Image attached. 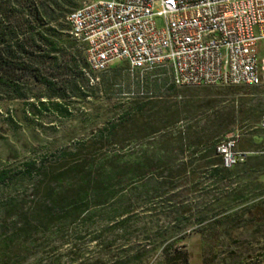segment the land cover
<instances>
[{
  "label": "trees",
  "instance_id": "trees-1",
  "mask_svg": "<svg viewBox=\"0 0 264 264\" xmlns=\"http://www.w3.org/2000/svg\"><path fill=\"white\" fill-rule=\"evenodd\" d=\"M78 6V0H0V121L9 127L20 126L16 104L24 121L41 124L47 116L70 118L74 102L91 100L100 92L99 74L88 70L84 45L70 35L67 17ZM133 84L136 92L130 95L127 85L129 95L120 99L111 117L97 125L91 116L88 137L24 164V174L35 173L37 179L25 197L31 196L28 207L26 200L0 205V259L17 240L65 227L121 202L162 207L173 211L177 223L188 222L180 216L188 210L181 209L195 204L192 196L200 188L222 190L264 162V154L246 155L264 149L257 128L264 116L261 86L201 87L193 93L157 77L148 85L155 94L147 97L140 95L141 81ZM231 134L245 157L225 169L217 148ZM8 173L0 169V184ZM242 218L252 243H264L262 199L203 225L202 235L214 245L209 249L217 257H236L245 250L237 243L225 244ZM192 224H183L184 233ZM169 248L157 262L188 264L185 251ZM147 257L144 250H135L107 264L140 263Z\"/></svg>",
  "mask_w": 264,
  "mask_h": 264
},
{
  "label": "rangeland",
  "instance_id": "rangeland-1",
  "mask_svg": "<svg viewBox=\"0 0 264 264\" xmlns=\"http://www.w3.org/2000/svg\"><path fill=\"white\" fill-rule=\"evenodd\" d=\"M95 76L100 80V92L91 100L74 102L70 107L72 116L68 119L58 120L47 116L41 119V124L26 122L22 119L21 107L16 104L15 117L20 126L11 128L0 121V169L9 172L8 178L0 184V205L15 200L24 204L22 201L26 200L24 207H28L31 196L27 199L25 197L31 195L30 187L37 176L35 173L24 174V164L37 162L44 154L49 155L67 147L71 140L88 137L91 132V116H94L92 119L97 125L111 117L120 99L136 92L132 86H135L133 81L138 79L144 90L155 94L148 86L152 78L167 77L170 83L171 77L169 71L130 73L125 62L113 63L104 74ZM98 79L94 80V84ZM127 85L131 86L129 94ZM180 88L193 93L202 90L201 87ZM215 88L230 87H212ZM260 89L264 91V87ZM245 91L243 89L241 92ZM257 128L263 138L260 123ZM230 138L236 140L238 150L242 151L237 137L231 134L226 139ZM262 152L248 151L246 155L257 156L264 154ZM262 199L264 162H259L255 170L242 173L222 190H215L211 185L203 186L192 196L195 204H189L185 209L180 207L182 212L188 210L185 216H180L193 223L185 233L183 224L188 222L184 220L181 224L177 223L173 211L154 206L144 208L139 202H121L117 204V208L102 207L65 227L53 226L48 231L35 233L25 241H15L9 250L3 251L5 256L0 259V264H107L135 250H144L148 257L140 263L131 264H160L157 259L166 247L185 251L188 264H203L204 260L211 264H263L264 243H252L249 238L251 231L243 228L245 218L240 220L236 229L233 228L231 237L225 242L226 245L237 243L244 247L245 250L236 257L229 256L230 254L223 258L217 257L209 249V246L214 245L207 243L202 235L203 225L216 223L219 218L230 215L235 210L239 212L244 206ZM114 208L120 212L114 213Z\"/></svg>",
  "mask_w": 264,
  "mask_h": 264
},
{
  "label": "built area",
  "instance_id": "built-area-1",
  "mask_svg": "<svg viewBox=\"0 0 264 264\" xmlns=\"http://www.w3.org/2000/svg\"><path fill=\"white\" fill-rule=\"evenodd\" d=\"M78 2L67 22L93 74L125 62L130 73L169 71L176 87H264V0ZM260 127L264 143V116ZM217 151L225 169L245 157L232 138Z\"/></svg>",
  "mask_w": 264,
  "mask_h": 264
}]
</instances>
